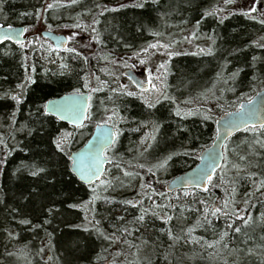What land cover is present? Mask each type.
<instances>
[{
  "label": "trees",
  "instance_id": "16d2710c",
  "mask_svg": "<svg viewBox=\"0 0 264 264\" xmlns=\"http://www.w3.org/2000/svg\"><path fill=\"white\" fill-rule=\"evenodd\" d=\"M125 1L0 0L1 23L84 31L101 52L88 54L71 40L58 49L38 33L27 42L0 44V264H91L112 261L119 249L127 258L140 257L129 264H264V126L227 141L224 164L205 189L166 190L167 182L195 166L212 143L216 119L250 97L242 92L264 84V77L254 74L258 66L251 69L246 57L250 49L264 55L248 43L260 26L240 16L215 23L220 36H228L233 26L232 37L244 36L221 38V44L219 39L224 52H239L234 62L243 63L233 69L221 64L213 88H201L215 57H179L171 64L169 98L150 104L121 88L104 53L153 33L162 36V26L178 31L180 22L199 19L215 5L212 0ZM199 23L214 28L209 18ZM224 69L230 77H219ZM247 78L252 83L243 86ZM212 90L213 99H199ZM72 91H90L95 105L82 127L45 111L48 99ZM106 110L121 116L110 121L118 136L108 150L105 175L90 186L72 173L69 154L89 138ZM157 128L165 139L173 138L171 154L151 156L158 141L141 145L147 142L142 143L145 132ZM142 161L148 166L142 170L146 181L133 192L112 193ZM162 161L165 177L154 171Z\"/></svg>",
  "mask_w": 264,
  "mask_h": 264
},
{
  "label": "water",
  "instance_id": "95a60500",
  "mask_svg": "<svg viewBox=\"0 0 264 264\" xmlns=\"http://www.w3.org/2000/svg\"><path fill=\"white\" fill-rule=\"evenodd\" d=\"M26 33L25 25L0 22V44L6 41L25 42L29 39ZM41 35L48 38L57 48L64 49L68 46L69 39L64 32L44 29ZM125 74L141 88L148 87L136 71L127 69ZM89 108V91L67 92L52 97L45 103V111L48 114L74 127L85 124ZM215 125L216 136L212 143L201 150L195 166L169 180L166 185L168 192L193 187L205 189L224 164V149L227 141L243 130L264 126V89L259 90L251 98L241 101L237 109L225 111L217 118ZM116 137L113 125L99 123L94 127L87 141L70 152V169L83 184L92 185L103 177L111 163L106 151L114 145ZM93 264H110V260L104 259Z\"/></svg>",
  "mask_w": 264,
  "mask_h": 264
},
{
  "label": "rangeland",
  "instance_id": "374dc122",
  "mask_svg": "<svg viewBox=\"0 0 264 264\" xmlns=\"http://www.w3.org/2000/svg\"><path fill=\"white\" fill-rule=\"evenodd\" d=\"M264 1V0H263ZM125 2H127V4H134L137 3L138 0H126ZM167 2V1H165ZM164 2V3H165ZM242 4H240L241 6ZM260 7L262 6L264 8V3L261 4L260 0H250L245 2V7ZM148 7H151V10L154 9V5H149ZM245 12L248 15H257L259 18L258 21H254L257 26H260V30L257 29L256 34L253 36V38L260 34V36L258 37V39H262V41L264 42V10H245ZM184 22H180L179 24H182ZM36 30V31H35ZM43 30V28H34L32 27L31 29H27V34L32 36L34 33H38L39 35H41V31ZM64 32L67 36L68 39L71 40L73 47L79 46V45H83L84 50L86 51V53L91 54V55H95L97 53V55H100L101 52L99 50V47L95 46V42L91 39L90 35H88L86 32L84 31H62ZM227 35L228 36H224L223 34L220 36L219 34V30L217 31V29L215 28V44H216V50L215 53L212 55L213 57H215V61H217L215 63L214 69H213V63H210V70H211V76L205 81L203 82V87L201 88H205V86L208 85L209 88H213L214 83H215V75L217 74V71H215V69L217 67H219L221 64H224V68H236L239 64H242L243 62H234V57L239 56V52L235 51V52H224V49L221 48V46L219 45V39H220V44H221V38H227V39H244V36L241 37H232V34L234 32H236L235 27L233 26L232 28H228L226 30ZM190 31L186 30V31H180L178 33H175L171 36H169L168 38H170L169 40H171V45H172V50L176 51L178 53L180 52H184L186 50L192 49L196 46V44H192V47L190 44L184 43L183 41L185 40V36L189 37ZM242 34V33H240ZM42 36V35H41ZM220 36V37H219ZM251 36V35H249ZM229 37V38H228ZM262 37V38H261ZM167 38V37H166ZM167 38V39H168ZM250 38V37H249ZM256 38V37H255ZM164 38H159L158 40H160L159 42H163L165 43L166 40H163ZM200 39V38H199ZM198 39V40H199ZM197 40V41H198ZM201 40V39H200ZM249 40V39H248ZM256 41V40H255ZM217 42V43H216ZM153 43H146L143 44L141 43L138 44L136 47L134 48H125L127 49L126 51H123L124 54H121V51H113L111 52L110 50L107 53H104L103 55V60H105V62H109L114 69V75L116 76L117 80H121V88L127 90V88H130V83L127 80L128 76L124 75V70L125 69H129V68H137L138 70L141 68L138 67H142L144 66L146 71L148 70V67L150 68H162L163 65L165 64L164 62H161L159 60H154L151 59L149 62H145V61H139L141 59V57L138 56H134V55H140V53H142L143 51H145L146 49H148ZM175 45L176 48H173V46ZM161 50H163V47H161ZM128 52H132L129 53ZM135 52V53H134ZM254 50H251L247 52L246 57L249 58V67H251V69H253V67L258 66L256 70V72H254V74H257L259 77H264V64H260V61H264V55H262L261 53H257L258 56H256V54H254ZM111 55H108L110 54ZM227 62V63H224ZM213 69V71H212ZM224 71H220L222 73L219 72V77L220 78H224L226 75H228L229 77L231 76V73H226ZM150 71V70H148ZM157 70H155V74H156ZM252 73V72H251ZM238 74V73H237ZM240 75V73H239ZM243 76V75H242ZM264 82V79H263ZM251 80H249L247 78V81H245V83L243 82V86L247 85L249 86V84H251ZM260 89H264V84H258L256 87V90L254 92H250V91H246V92H242V96L246 97V96H252L255 92L259 91ZM184 89H178V91H183ZM186 90V88H185ZM163 91V88H159L158 86L153 88L149 94H147L148 98L151 99H157L160 96V93ZM186 92V91H185ZM234 92V90H233ZM173 95V94H172ZM166 98H169V93L167 90V93L165 94ZM173 97V96H172ZM205 97H209V99H213L215 97V91L212 90L211 92H206V94L204 95H199V99L202 100ZM165 98V99H166ZM198 99V100H199ZM247 99V98H246ZM192 100V99H190ZM192 102H195L194 100ZM94 104V103H93ZM195 103H192V107L194 106ZM99 121H101V123H105L111 120H117V119H121V116L119 114L118 111L116 110H106V112H100L99 113ZM119 130V129H118ZM148 132H145V136L143 138L142 143H144L145 140H147V142L145 144H141V145H147V144H156V142L158 141V147L153 148L152 151L150 152L151 156L157 157V156H162L163 154H171L170 151V145L172 144V137H168L167 139H165L164 133L161 132L160 130L157 128L156 132H154V130H147ZM156 134V136H155ZM155 138V139H154ZM108 156H110V153H107ZM148 168L147 163L145 162H141V165L139 167L138 172H133L130 173L131 171H128L126 175H124L122 178H120L116 183L114 188H112L111 192L112 193H117L118 195H124L125 193H129V192H133L135 191L139 186H141L145 181H146V177L143 175L144 172L142 171L143 169ZM154 171L155 173L160 176V177H165L166 172H167V165L165 161H162L161 163L158 162L156 163L155 167H154ZM116 172V171H115ZM96 184V183H95ZM99 184V183H98ZM122 252V249H119L116 252ZM118 253L117 256H113V260L114 262H111V264H129L128 259H133V260H140V257L135 256V255H131L130 258H127L124 256L123 253Z\"/></svg>",
  "mask_w": 264,
  "mask_h": 264
},
{
  "label": "flooded vegetation",
  "instance_id": "af4514ba",
  "mask_svg": "<svg viewBox=\"0 0 264 264\" xmlns=\"http://www.w3.org/2000/svg\"><path fill=\"white\" fill-rule=\"evenodd\" d=\"M250 1V0H212V3H214L215 7L212 8V10H202L201 18L197 19L194 18L191 21H185L182 24L177 25L176 27H181L180 30L176 31L174 30V26H162L164 28V32H162L164 35L162 36H156V34H152V36L147 39V40H142L138 42L137 44L133 46H127V47H122L121 54H124L123 51H126L127 49L125 48H134L138 44L142 45L146 44L148 42L153 43V46H150L146 51H143L140 53V55H134L141 57L139 61H145L149 62L151 59L154 60H159L161 62H164L165 64L163 65L162 68H150L148 67V70L146 71L145 67H138L141 69L137 68H129V69H134L143 79L144 81L148 84V87L146 89L141 88L138 86L131 78L128 77V81L130 83V88L129 91L136 97L143 98L150 104H157L160 103L161 101H165L166 96L165 94L167 93V87L169 84V78H170V71H171V64L172 62L183 56H188L191 58H196V59H207L210 57H213L212 55L215 53L216 50V44H215V23H223L230 18H233L234 16H240L246 21H258L259 17L257 15H248L245 10H264L262 6L260 7H245V2ZM261 4L264 3L263 0H260ZM240 4H242L240 6ZM209 18L212 21V25L214 28L209 27H200L199 20L202 21L203 19ZM186 30L190 31L189 37L185 36V40L183 41L184 43L190 44L192 47V44H196V46L192 49L186 50L184 52H176L172 50V45H171V40L168 38L169 36L178 33V32H184ZM168 32V33H167ZM257 32V31H256ZM256 32L250 36L248 43L250 46L256 48L257 50L264 49V42L262 39H258L260 34L256 35V38H253V36L256 34ZM168 39H167V38ZM159 38H164L163 40H166L165 43L159 42ZM201 40H200V39ZM262 38V37H261ZM199 39V40H198ZM198 40V41H197ZM256 40V41H255ZM217 43V42H216ZM161 47H163V50H161ZM173 48H176L175 45ZM132 53V52H128ZM135 53V52H134ZM256 56H258L256 54ZM126 70V69H125ZM124 70V71H125ZM155 70H157L155 74ZM125 75V73H124ZM126 76V75H125ZM154 86V87H153ZM163 88V91L160 93V96L157 99H151L147 97V94L150 93V91L155 88V87ZM166 98V99H165ZM94 102L92 101V95L90 93V108L89 111L94 109ZM104 259V258H102ZM101 260V259H100ZM99 261V260H97ZM96 262V261H95ZM112 262V261H110ZM92 262L91 264H93Z\"/></svg>",
  "mask_w": 264,
  "mask_h": 264
},
{
  "label": "snow or ice",
  "instance_id": "6c2138e0",
  "mask_svg": "<svg viewBox=\"0 0 264 264\" xmlns=\"http://www.w3.org/2000/svg\"><path fill=\"white\" fill-rule=\"evenodd\" d=\"M146 51V50H145ZM154 87V86H153ZM75 106V104H73V107ZM179 114V113H178ZM93 175H95V173H93ZM128 203H131L130 201L128 202ZM143 217H141V219H142Z\"/></svg>",
  "mask_w": 264,
  "mask_h": 264
}]
</instances>
